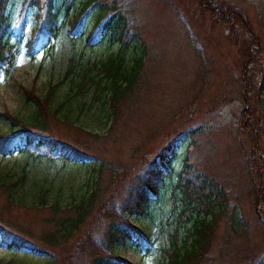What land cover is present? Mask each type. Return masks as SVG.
I'll list each match as a JSON object with an SVG mask.
<instances>
[{"label": "rangeland", "instance_id": "1", "mask_svg": "<svg viewBox=\"0 0 264 264\" xmlns=\"http://www.w3.org/2000/svg\"><path fill=\"white\" fill-rule=\"evenodd\" d=\"M82 1L76 0V7ZM220 1L238 6L249 26L237 24L234 33L231 32L225 25L215 22L211 15L203 13L199 0H118L119 4H130L140 37L147 45L144 69L148 76L142 77L134 87L117 124L108 132L110 122L102 106L103 98L95 100L90 94L87 99L92 105L80 110L75 100L69 103L73 93L71 81H61L72 57L95 59L104 53L85 48L83 40L78 39L91 27V13L81 16L77 31L66 24L52 41V48L39 50L34 56L29 54L27 41L37 22L38 10L33 6L24 9V0H8L5 12L11 18L14 31H18L23 19L26 24L20 43H17L16 33L10 39L16 46V62L10 75L0 73V112L9 111L25 118L32 105L27 103L23 86L34 87L38 95L44 96L50 85H59L53 105L56 107L64 102L60 114H66L71 108L70 119L99 135L81 133L75 126L72 128L56 120L52 123L53 132L65 142L77 144L91 156L96 155L97 160L108 163L100 178L101 185L104 187L113 178L107 193L119 196L130 182L125 173L141 160V153L154 157L176 142L177 154L172 162L176 172L174 179L177 180V173L187 158L199 171L212 174L239 191L244 213L254 228L250 246L255 249L263 245L264 239L254 202L246 196L244 188L252 175L251 179L263 182L259 186L264 199V165L260 172L264 158V0ZM247 49L254 52L255 64H251L250 69H256L257 75L261 72L256 92H247L243 87ZM247 105L253 110L247 114L258 130L256 139L242 128L243 110ZM253 114L256 115L254 118ZM196 127L200 133L193 136L188 132L182 139L178 137ZM11 130L10 122L0 118V134ZM139 149L140 153L135 155ZM45 155L44 150L0 154V175H9L13 180L27 175V190L34 189L37 182V187L43 185L48 191L49 201L62 203L72 201L93 182L96 174L93 164L64 162L57 156L48 158ZM248 160L252 164L251 173L246 166ZM51 216L48 208L30 209L13 204L0 188L1 220L10 218L34 228L45 227ZM152 216L151 220L128 217L130 223L145 229L152 242L147 252L131 247L121 249L122 255L132 263H163L164 244L159 226L163 220L167 230L173 219L165 205L160 204L153 207ZM79 240L78 234L72 242L75 244ZM71 248L52 249L60 254V264H68ZM45 260L37 253L0 247V264H40Z\"/></svg>", "mask_w": 264, "mask_h": 264}, {"label": "trees", "instance_id": "2", "mask_svg": "<svg viewBox=\"0 0 264 264\" xmlns=\"http://www.w3.org/2000/svg\"><path fill=\"white\" fill-rule=\"evenodd\" d=\"M7 1L0 0V73L10 75L16 62V46L10 39L16 33L17 43L22 41L26 21H20L18 31H14L11 18L5 12ZM199 3L203 13L211 15L215 22L233 33L237 24L249 26L244 13L233 3L220 0H199ZM129 5L127 2L119 4L118 0H84L76 7V0H24V9L33 6L38 10L37 22L27 41L29 54L34 56L39 50L52 48V41L66 24L77 31L81 18L91 13V27L78 39L83 40L85 48L104 53L95 59L72 57L61 81H71L73 93L69 103L75 100L80 110L92 105L87 99L90 94L95 100L103 98L102 106L110 122L108 132L117 124L134 87L142 77L148 76L144 69L147 45L140 37ZM246 53L243 87L247 92H256L261 72L257 75L256 69H250L251 64H255L254 52L247 49ZM57 86L50 85L44 96L38 95L34 87L23 86L27 103L32 105L25 118L9 111L0 112V118L9 121L12 127L10 132L0 134V154L44 150L48 158L57 156L64 162L93 164L96 174L85 191L65 203L49 201L48 191L43 185L37 187V182L34 189L27 190V175L16 180L0 175V188L13 204L30 209L48 208L52 214L45 227L33 228L10 218L0 219V247L37 253L46 258L40 264H60V254L52 249L63 246L72 247L68 264H135L122 255L121 249L131 247L147 252L152 242L145 229L130 223L128 217L151 220L153 207L160 204L165 205L173 219L169 229H165L163 220L159 226L164 244L162 264H264V242L255 249L250 246L254 228L244 213L239 191L216 176L199 171L187 158L177 173V180L174 179L176 172L172 162L177 154L176 142L154 157L141 153V160L124 175H129L130 180L124 193L120 196L108 194L113 178L104 187L100 180L108 163L97 160L96 155L91 156L77 144L65 142L53 132L52 123L56 120L72 128L75 126L81 133L99 135L70 119L71 108L66 114H60L64 102L56 107L53 105ZM248 111L253 110L247 105L243 110L242 128L256 139L259 133L248 118ZM255 116L253 114V118ZM199 131L197 127L191 128L178 137L182 139L188 132L194 136ZM79 132L77 134L82 136ZM75 140L79 142L78 138ZM139 153L140 149L135 155ZM262 161L260 172L264 158ZM246 166L251 173L250 160ZM251 176L244 190L254 202L264 239V199L259 186L263 182ZM78 234L80 240L74 244L72 241Z\"/></svg>", "mask_w": 264, "mask_h": 264}]
</instances>
